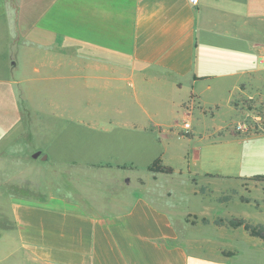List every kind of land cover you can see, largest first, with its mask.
<instances>
[{
  "label": "crops",
  "instance_id": "0c3cea01",
  "mask_svg": "<svg viewBox=\"0 0 264 264\" xmlns=\"http://www.w3.org/2000/svg\"><path fill=\"white\" fill-rule=\"evenodd\" d=\"M223 105L238 121L264 115V0H0V225L19 229L20 264H220L193 251L225 248L219 214L192 213L189 198L215 212L211 180L251 177L188 171L180 197L162 181L174 169L147 167L166 164L170 114ZM57 119L69 159L53 156L67 181L55 196L12 163Z\"/></svg>",
  "mask_w": 264,
  "mask_h": 264
},
{
  "label": "rangeland",
  "instance_id": "374dc122",
  "mask_svg": "<svg viewBox=\"0 0 264 264\" xmlns=\"http://www.w3.org/2000/svg\"><path fill=\"white\" fill-rule=\"evenodd\" d=\"M217 96L216 93H210L209 99L213 100ZM245 106L251 107L249 104ZM203 111L201 113L200 110H196L192 114L178 111L168 116L167 123L171 125V134L162 142V146L166 150L165 165L173 168L175 173L162 181L166 188L171 187L172 191L179 194L180 197L189 188L186 181L188 171L245 177L264 175V115L260 109H257L255 113L252 111V115L240 121L228 106L223 105L220 109H213L209 106V108L205 107ZM256 117H260V120H257ZM184 122L190 124L189 132L194 130L193 135H186V131L183 129ZM239 125H244L246 128L238 130ZM35 127H37L36 130L38 129L37 136H45L44 138H48V140L35 141L33 146L30 142V147L25 148L29 157L15 159L12 164L19 169L25 165L35 168L36 172L34 173L41 179L43 193H48L49 188L50 192L58 196L59 191L67 186V181L60 171L53 167V156L59 160H68L69 158L59 154V151L56 150L59 142L58 140L52 141L51 138L58 136L64 126L57 119L54 124L49 126L36 124ZM38 144L50 155L45 161L42 160V156L36 159L32 158V151L37 149L35 146ZM143 153V151L140 152L139 160L134 158L140 165L148 162V158L152 155L151 152H146L145 155ZM4 163L10 164L8 161ZM195 164L196 166H194ZM179 170L183 171V174H178ZM200 181L202 184H206L209 180L202 178ZM254 186H264V183L256 184L249 179L240 182L211 180L205 190L209 192L212 204L214 206L217 204V210L215 212L212 210L207 198L204 200L191 197L189 198L190 202L187 198V205L189 210L198 216L208 217L216 213L219 214L218 219L230 220L237 213L240 217H245L243 220L264 227V192L263 196L258 195V190ZM0 223L9 224V222ZM221 227V230H226L229 240L225 248H200L197 250L190 248V251L201 252L205 256L209 255L212 262H217L214 259H217L216 256L219 254L224 258L220 264H264V242L249 237L241 228L234 231L226 226ZM205 230L211 231L209 227ZM229 232H234L235 236H231ZM192 235L196 238L206 236L204 230H195ZM231 239L234 241H230ZM12 240L14 244H12ZM0 246L10 248L6 257L0 258V264H20V262L26 261L23 257L25 250L21 249L18 228L10 229L0 225ZM227 252H233L234 255L225 256L224 254Z\"/></svg>",
  "mask_w": 264,
  "mask_h": 264
},
{
  "label": "trees",
  "instance_id": "16d2710c",
  "mask_svg": "<svg viewBox=\"0 0 264 264\" xmlns=\"http://www.w3.org/2000/svg\"><path fill=\"white\" fill-rule=\"evenodd\" d=\"M147 170L150 172L163 173V174H172L174 172L173 168L162 164V160L160 157H157L147 167ZM250 180L256 181V182H264V175H255L251 177ZM187 221L189 222V219H187ZM202 221L204 223L206 222V220L204 219ZM191 224H195V222L192 221ZM214 224L216 226H226L234 230L241 228L249 235V237H252L254 239H258L261 242H264V227L261 225H254L243 219H230V220L218 219L214 221ZM224 255L230 257V256H233L234 253L227 252Z\"/></svg>",
  "mask_w": 264,
  "mask_h": 264
},
{
  "label": "built area",
  "instance_id": "2783aa9c",
  "mask_svg": "<svg viewBox=\"0 0 264 264\" xmlns=\"http://www.w3.org/2000/svg\"><path fill=\"white\" fill-rule=\"evenodd\" d=\"M189 2H190L192 5H196L197 0H189ZM256 119H257V120H260V117H256ZM237 128H238V130H240V129H245L246 126H244V125H239ZM183 129L186 131V134H188V133H189V130H190V124H189L188 122H184V123H183ZM194 166H196V164H195Z\"/></svg>",
  "mask_w": 264,
  "mask_h": 264
},
{
  "label": "water",
  "instance_id": "95a60500",
  "mask_svg": "<svg viewBox=\"0 0 264 264\" xmlns=\"http://www.w3.org/2000/svg\"><path fill=\"white\" fill-rule=\"evenodd\" d=\"M40 155V152H36L34 155H33V158H37L38 156ZM42 159H46L45 156L42 157Z\"/></svg>",
  "mask_w": 264,
  "mask_h": 264
}]
</instances>
